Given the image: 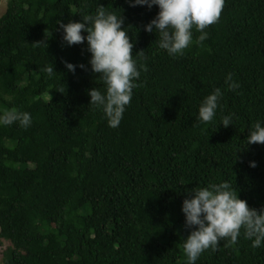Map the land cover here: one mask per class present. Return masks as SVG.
<instances>
[{"label":"trees","instance_id":"16d2710c","mask_svg":"<svg viewBox=\"0 0 264 264\" xmlns=\"http://www.w3.org/2000/svg\"><path fill=\"white\" fill-rule=\"evenodd\" d=\"M129 3L8 0L0 114L17 109L32 123L0 126V244H11L4 264H187L181 207L189 190L229 182L250 208L264 207V145L245 144L264 122V0H224L208 39L196 44L194 28V42L175 57L144 31L159 9ZM97 6L122 14L133 56L145 51L117 128L90 104L88 92L106 85L90 70L86 42L69 47L59 29ZM52 64L48 77L42 69ZM216 88V116L201 122L199 106ZM251 245L241 230L196 264H264V247Z\"/></svg>","mask_w":264,"mask_h":264},{"label":"clouds","instance_id":"9594fccd","mask_svg":"<svg viewBox=\"0 0 264 264\" xmlns=\"http://www.w3.org/2000/svg\"><path fill=\"white\" fill-rule=\"evenodd\" d=\"M130 7L156 6L157 15L144 26V31L155 33L158 48L169 56L183 55L194 42L193 29L201 34L196 44L208 39L206 28L216 23L222 12L224 0H130ZM122 14L97 6L95 14L84 15L81 22H59L63 31V42L71 47L86 42V51L90 54L88 65L94 74H99L106 85L105 91L93 88L88 92L90 104L102 109L109 127L117 128L123 114L131 102L135 83L140 77L137 57H143L145 51L132 55L134 44L130 42L128 32L123 27ZM82 33H86L83 35ZM46 45L36 43L33 45ZM47 46V45H46ZM66 69L75 73L77 66L65 62ZM82 70L85 65L78 66ZM42 71L48 77L56 72L53 64ZM228 74L225 84L229 90H235L238 84ZM222 90L216 88L201 102L197 119L212 122L216 116ZM234 115V114H233ZM18 123L27 129L32 120L30 113L11 109L0 114V126ZM221 125H232V115L223 117ZM246 145H264V122L257 121L245 141ZM250 167H256L255 162ZM181 211L185 217V226L190 233L183 241V250L187 264H196L200 255L212 248L216 249L222 239L236 243L241 236L251 240L253 248L264 247V207L259 210L250 208L247 201L239 198L236 189L229 182L210 184L193 188L187 192Z\"/></svg>","mask_w":264,"mask_h":264},{"label":"rangeland","instance_id":"374dc122","mask_svg":"<svg viewBox=\"0 0 264 264\" xmlns=\"http://www.w3.org/2000/svg\"><path fill=\"white\" fill-rule=\"evenodd\" d=\"M8 8V0H0V17H2ZM11 246L7 241L0 244V264H4V252Z\"/></svg>","mask_w":264,"mask_h":264}]
</instances>
